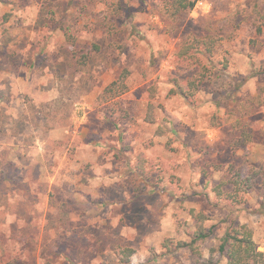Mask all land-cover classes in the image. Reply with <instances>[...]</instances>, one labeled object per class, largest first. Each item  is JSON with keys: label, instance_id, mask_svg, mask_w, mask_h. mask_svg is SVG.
I'll list each match as a JSON object with an SVG mask.
<instances>
[{"label": "rangeland", "instance_id": "obj_1", "mask_svg": "<svg viewBox=\"0 0 264 264\" xmlns=\"http://www.w3.org/2000/svg\"><path fill=\"white\" fill-rule=\"evenodd\" d=\"M208 31L210 56L181 54ZM260 65L264 0H0V264H116L124 247L130 264H225L231 222L264 252V175L228 197L230 165L264 170ZM194 213L209 237L175 249Z\"/></svg>", "mask_w": 264, "mask_h": 264}, {"label": "trees", "instance_id": "obj_2", "mask_svg": "<svg viewBox=\"0 0 264 264\" xmlns=\"http://www.w3.org/2000/svg\"><path fill=\"white\" fill-rule=\"evenodd\" d=\"M195 2L196 0H173L176 12L179 11L180 8L184 10L193 8ZM198 35L199 36L196 35L193 37L192 42L188 46H183L181 52L182 55H187V50L189 49V47L198 48L200 44L203 45L206 56H210V54L213 53L214 45L217 43L218 39L209 31L206 34ZM193 42H195L196 44L192 45ZM189 56H191V54L187 55L186 57ZM72 57L73 59H75V61L81 63L82 59H80V57L84 56H78L76 51L73 52ZM254 71L257 75H264V65H260L258 68H255ZM127 73V70H124L116 80L112 81L105 88V91H112L114 88L118 89L120 87L119 93H117V95H119L123 90L126 89L124 79L126 78ZM247 78L248 77H243V81H245ZM189 85L190 88H192L194 82H190ZM179 92L186 98H189V93L191 94V92H181V90ZM229 169L230 171H232V178L231 181H229L236 187V190L233 193L229 192L228 197H230L234 201L236 199V194L238 193L237 191L251 190L255 179L259 176L264 175V170L261 168H245L243 166L235 167L233 165H230ZM216 191H218V194L222 193V190L219 188V186H216ZM193 215V217H195V220L198 221L194 232L192 233L189 241H177L175 244V249L188 248L194 253H199L197 243L204 242L209 237L210 230H207L203 225V222L206 219L205 214L194 213ZM166 246L168 247V249H171L169 241H166ZM214 250L226 260L225 264H264V252L257 250L253 238V230L247 224L231 222L229 225H227L222 235L219 237L218 244L216 245ZM133 252V248L130 247L119 248L117 252L118 258L116 264H130V257L132 256ZM68 260H70L69 257ZM72 264L74 263L72 262Z\"/></svg>", "mask_w": 264, "mask_h": 264}]
</instances>
